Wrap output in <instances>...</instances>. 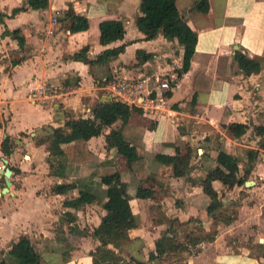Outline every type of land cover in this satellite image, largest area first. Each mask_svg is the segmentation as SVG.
Masks as SVG:
<instances>
[{"label": "crops", "instance_id": "crops-1", "mask_svg": "<svg viewBox=\"0 0 264 264\" xmlns=\"http://www.w3.org/2000/svg\"><path fill=\"white\" fill-rule=\"evenodd\" d=\"M140 1L47 0L41 8L32 0L25 11L0 23V250L26 236L48 264H102L92 254L99 242L90 234L104 215L106 186L94 171L100 162L113 159L127 185L128 198L112 219L114 231L125 230L129 237L120 246L124 257L147 262L158 238L174 237L183 233L180 227H188L183 238L150 264H264V134L258 131L264 128V0H208L206 13L195 9L196 0H165L197 36L189 68L181 74L178 42L162 34L145 40L138 30ZM22 5L26 0H0V12L10 15ZM74 14L86 17V29L71 20ZM5 26L19 31L22 49L17 38L1 36ZM115 31L122 37L112 39ZM121 45L124 51L108 62L89 65L74 57L94 59ZM137 51L149 56L137 60ZM173 73L178 77L167 92V104L175 116L153 119L141 107L132 111L122 129L130 142L128 157L106 148L105 142L122 120L109 127L94 119L100 133L87 142L92 159L74 163V143L61 144L64 177L50 174L57 157L40 140L67 121L93 118L97 104L113 98V78L150 79L151 89L153 78ZM44 84L70 93L46 103L33 101L31 96ZM238 124L245 128L236 135ZM6 138L13 144L9 155L1 151ZM248 150L257 151L254 160ZM221 151L238 159L244 182L229 188L212 181L222 202V209L215 210L200 181L215 168ZM155 154L187 157L189 168L176 177L171 165ZM140 158L146 162L137 177L130 161ZM4 165L11 171L5 193ZM246 181L251 183L246 186ZM72 183L75 187L66 193L52 191L56 184ZM138 188L150 195L137 197ZM80 189L94 192L91 202L78 209L64 206ZM233 209V221H215L218 213ZM212 230V239L200 237Z\"/></svg>", "mask_w": 264, "mask_h": 264}, {"label": "trees", "instance_id": "trees-1", "mask_svg": "<svg viewBox=\"0 0 264 264\" xmlns=\"http://www.w3.org/2000/svg\"><path fill=\"white\" fill-rule=\"evenodd\" d=\"M32 0H26V5L16 7L11 11L10 15L0 12V23L4 24V18L13 16L20 11H25ZM38 5L44 8L47 5V0H37ZM195 9L206 13L208 11V0H196ZM140 15L136 18V26L138 30L144 34L145 40L154 39L158 34H162L164 38L169 41L176 40L183 49V60L178 74L184 73L188 70L190 60L193 56L196 44V32L190 28L186 20L176 8L174 4L167 5L165 0H141L139 4ZM71 20L77 24L79 29H86L88 22L86 17L80 15H71ZM12 35L17 38L19 48H23L24 38L19 35L18 30L9 31L6 26L2 33V37ZM122 37V32L115 31L112 33V39ZM124 51V45L105 49L94 59L87 58L80 54L74 57H82L89 65L99 62H108L112 58L118 56ZM147 58L149 55L143 51H137L136 58ZM19 60L15 59L14 64ZM195 101L193 96L190 103ZM137 110L134 106H129L114 98H109L106 101L99 102L93 110V118L77 117L67 121L63 127L56 128L51 137L47 136L40 140V143L47 142V148L53 151L54 156L57 157V165L50 169V174L54 176L64 177V163L65 154L61 149V144L73 142L74 152L72 160L74 163H82L92 159V154L88 150V140L91 137L99 135L100 131L95 120H99L104 126H112L118 119H121L119 128H111L109 133L105 136L106 148H115L118 154L128 157L130 150V142L127 141L122 133L131 112ZM245 126L238 124L236 126L235 134L239 135L244 131ZM264 134V128L258 129ZM264 146V145H262ZM13 149V144L9 138L4 139L1 144V151L4 155H9ZM250 160H254L257 151L248 150ZM154 157L162 163L169 164L172 167L173 175L179 177L184 175L188 170V158H180L179 156H168L162 154H155ZM145 159H134L130 161L133 172L139 177L142 169L145 166ZM94 175L99 178L100 184L106 186L104 194L106 200L102 208L104 215L101 217L100 224L91 232L93 239L99 242V245L92 252L94 258L101 261L102 264H150V261L167 247L174 245L176 242L173 236L162 235L155 241V250L150 251L147 262H141L132 256L124 257L120 246L129 240L127 231L115 232L112 219L118 210L120 204L124 199L128 198L127 185L122 181L119 172L115 169L113 159L104 160L100 162ZM219 180L227 187L231 188L234 185L243 184L244 179L238 176V159L223 151L219 152L216 158V166L209 170L206 176L201 179L200 184L203 191L209 196L212 207L215 210L222 209V202L218 199L217 192L212 187V181ZM74 184H56L52 187V191L57 194L66 193L73 189ZM150 195V191L138 188L136 196L146 198ZM94 196V192L90 189H80L79 195L73 200H65L64 206H71L75 209L90 203ZM72 220V216L67 214ZM236 217V211L233 209L229 214L223 212L218 213L215 221H222L230 223ZM215 230L204 234V239H212ZM189 235L187 238L189 239ZM186 238V239H187ZM118 249L113 250L112 248ZM0 264H46L40 253L36 250L34 245L29 241L28 237L21 236L16 241L11 242L7 250H0Z\"/></svg>", "mask_w": 264, "mask_h": 264}, {"label": "built area", "instance_id": "built-area-1", "mask_svg": "<svg viewBox=\"0 0 264 264\" xmlns=\"http://www.w3.org/2000/svg\"><path fill=\"white\" fill-rule=\"evenodd\" d=\"M177 73L155 77V86L149 88L150 79H128L115 77L111 81L112 96L129 106L141 107L151 115L153 119L173 118L175 111L167 104V92H171L175 86ZM63 86L44 84L33 96V101L46 103L50 99L65 97L70 93Z\"/></svg>", "mask_w": 264, "mask_h": 264}, {"label": "rangeland", "instance_id": "rangeland-1", "mask_svg": "<svg viewBox=\"0 0 264 264\" xmlns=\"http://www.w3.org/2000/svg\"><path fill=\"white\" fill-rule=\"evenodd\" d=\"M188 227H180V230H182L183 231V233H179V234H174V240L175 241H177V240H180L181 239V237L183 238V236H184V234L186 235V231H188V229H187ZM188 236V235H187ZM74 241L76 240V239H73ZM72 240V245L73 246H75V245H79L78 244V242L77 243H74V241ZM184 240V239H183ZM185 241V240H184ZM68 250H69V248L66 250V251H64V253H62V255L64 256V259H65V253H68ZM71 250V249H70ZM40 253V252H39ZM41 254V253H40ZM45 257H43L42 259H43V261L46 263V264H48V262L46 261V259H44ZM178 264H184V263H182V262H180V263H178Z\"/></svg>", "mask_w": 264, "mask_h": 264}, {"label": "water", "instance_id": "water-1", "mask_svg": "<svg viewBox=\"0 0 264 264\" xmlns=\"http://www.w3.org/2000/svg\"><path fill=\"white\" fill-rule=\"evenodd\" d=\"M3 174L6 177V187L3 188L1 192L5 193V192L8 191L7 187L10 186V184H11L10 181H9V177H10L11 171H10L9 168H6L5 165L3 166ZM250 183H251V181H246L245 185L248 186Z\"/></svg>", "mask_w": 264, "mask_h": 264}]
</instances>
